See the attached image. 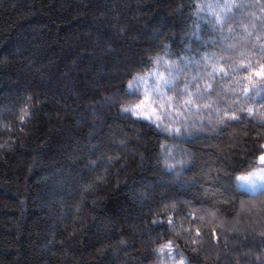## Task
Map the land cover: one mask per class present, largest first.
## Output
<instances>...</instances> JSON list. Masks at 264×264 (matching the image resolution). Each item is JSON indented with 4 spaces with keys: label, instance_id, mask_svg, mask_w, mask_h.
Wrapping results in <instances>:
<instances>
[{
    "label": "trees",
    "instance_id": "obj_1",
    "mask_svg": "<svg viewBox=\"0 0 264 264\" xmlns=\"http://www.w3.org/2000/svg\"><path fill=\"white\" fill-rule=\"evenodd\" d=\"M262 65L264 0H0V264H264Z\"/></svg>",
    "mask_w": 264,
    "mask_h": 264
},
{
    "label": "rangeland",
    "instance_id": "obj_2",
    "mask_svg": "<svg viewBox=\"0 0 264 264\" xmlns=\"http://www.w3.org/2000/svg\"><path fill=\"white\" fill-rule=\"evenodd\" d=\"M151 87H147L144 92V103L140 104V111L143 116H153L155 114L156 109L153 107V99L157 96L154 94L155 91L152 90ZM152 101V103H151ZM156 115V114H155ZM238 186L241 190L246 191L249 194L256 195L262 191H264V161L259 159V166L255 171L249 173L248 175H239L238 176ZM247 213V212H246ZM244 214V211H243ZM250 214V213H249Z\"/></svg>",
    "mask_w": 264,
    "mask_h": 264
},
{
    "label": "snow or ice",
    "instance_id": "obj_3",
    "mask_svg": "<svg viewBox=\"0 0 264 264\" xmlns=\"http://www.w3.org/2000/svg\"><path fill=\"white\" fill-rule=\"evenodd\" d=\"M255 75H257V76H264V65H262V66L260 67V69H259L258 71H256ZM161 78H162V77H161ZM134 79H135V77H134ZM165 83H167V82L165 81ZM143 103H144V101H141V104H143ZM134 107L139 108L140 105H135ZM132 115H133V116H136L137 113H136V112H132ZM259 159H260L261 161H264V153H261Z\"/></svg>",
    "mask_w": 264,
    "mask_h": 264
}]
</instances>
